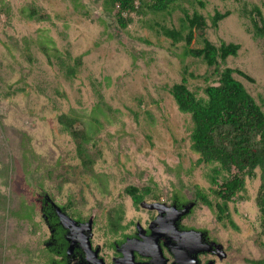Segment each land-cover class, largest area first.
Returning <instances> with one entry per match:
<instances>
[{"label":"rangeland","instance_id":"obj_1","mask_svg":"<svg viewBox=\"0 0 264 264\" xmlns=\"http://www.w3.org/2000/svg\"><path fill=\"white\" fill-rule=\"evenodd\" d=\"M202 1L205 4L203 9L196 3L192 6L186 4V7L196 8L208 19L215 10L230 12L219 22L216 31L208 27L206 36L213 43L222 40L240 45L238 54L228 57L225 65L243 71L254 80L248 82L235 74V78L262 105L264 111V37L254 40L245 32L236 0ZM245 1L259 6L264 17V0ZM10 2L13 5L10 20L6 23L4 17H0V81L4 77L12 89H23V92L7 98L0 96L3 123L26 131L32 138V147L41 157L59 158L69 165H77L73 144L65 134L60 133L56 113L47 102V97L63 112L76 110L88 124L92 122V109L96 103L91 88V82H94L110 107L112 116L100 118L103 126L97 149L101 157L96 164V170L109 176V179L105 177L99 181L96 177L80 176L76 168V177L71 179L73 183L64 186L60 196L70 195L77 201L83 199V210L92 208L93 214L101 215L114 202L120 201L117 196L122 189L121 180H126L127 172L141 174L144 183L152 181L150 185H155L153 188L169 190L171 194L176 179L168 169L180 168L187 184L207 186L205 175L209 167L200 165L193 168L198 156L189 147V115L178 111L167 92L168 87L180 81L182 64L176 56L181 53V47L171 46L169 40L158 37L146 24L156 22L167 27L177 26L179 14L170 18L148 17L143 20L144 23L135 21L126 29H119L113 17L100 12L101 0H80L82 7L74 0ZM26 3L39 7L49 16V20L35 22L23 18L19 10L25 8ZM22 37L33 42L30 48L32 64L22 59L18 49L11 46V38L20 41ZM39 44L50 49L55 47L61 55L66 50L72 57L87 53L83 56V65L76 77L66 80L55 66H50L40 52ZM183 65L188 67L190 73L203 75L207 71L196 59L187 58ZM189 83L191 87H202L198 80H189ZM39 86L45 89L44 96L39 95ZM0 88L9 91L1 82ZM56 91L64 94V97L55 95ZM9 136L10 131L5 133L0 128V140L7 150ZM13 159L12 152L7 153L2 162L11 164ZM6 177L4 180L5 172L2 171L0 191L9 200L12 190L9 180L13 176L8 172ZM103 180L108 182L107 194L101 187ZM136 181L134 178L133 182ZM258 184V177L247 179L246 200L230 204L239 232L216 223L211 212L204 207L192 209L193 203L184 209L168 201L144 203L139 212H135L130 200L124 199L127 219H134L135 225L129 230L132 238L117 249L120 253L117 258L109 259V256L112 257L110 251L109 256L102 259L99 256L100 246H95L89 240L93 235H89L87 229L77 228L66 218V226L74 225L71 229L75 245L67 264H135L133 261L143 254L151 259L150 263L143 264H165L172 260L171 254L178 257V264H197V261L201 264L200 259L203 258L208 259L204 264H230L229 252L237 260L243 257L257 258L260 253L251 238L254 228L259 230L254 204ZM34 191L37 192V188ZM44 198L48 199V194ZM54 198L59 202L64 199ZM159 199L162 200L163 196ZM94 200L100 201L98 203L103 206V211L94 209ZM53 206L59 212V208L55 204ZM186 213L191 219L189 222L181 218ZM7 222L10 223L8 219L5 230ZM35 223L34 233L19 234L15 246L0 251V257L6 255V264H59L58 256L48 247L51 229L42 213L36 215ZM158 244H164L168 249L162 248L161 253L157 254ZM23 248H27L25 256L20 252ZM203 252L204 256L200 257ZM27 257L31 262L26 260Z\"/></svg>","mask_w":264,"mask_h":264},{"label":"trees","instance_id":"obj_2","mask_svg":"<svg viewBox=\"0 0 264 264\" xmlns=\"http://www.w3.org/2000/svg\"><path fill=\"white\" fill-rule=\"evenodd\" d=\"M74 2L83 6L80 0ZM236 2L239 3L238 12L245 32L254 40L264 37V17L260 7L245 0H236ZM194 3L200 9L205 6L202 0H101L99 10L113 17L119 29H126L135 21L143 22L148 17L170 18L174 14H179L177 26L167 27L156 22H146V24L147 28L158 37L169 40L171 46L181 47V53L178 56L174 54L182 64L180 81L168 87L167 92L178 111L189 115L191 124L189 147L198 156L193 168L200 165L209 167L205 175L207 186L187 184L182 178L180 168L168 169L176 179L171 194L169 190L153 188L155 185L153 184V187L150 185L152 181L144 183L141 174L134 175L127 172L126 180H121L122 189L117 196L120 201L114 202L101 215L93 214L92 208L89 211L83 210V199L77 201L70 195L60 196L63 187L73 183L71 179L76 177V168L79 169L80 176L96 177L99 181L105 177L109 179V176L100 174L96 170V164L101 157L97 149L103 126L101 119L106 115H112L99 86L91 82L96 103L92 109V122L88 124H85L84 116L76 110L63 112L53 105L50 97H47V102L56 113L55 120L60 133L65 134L73 144L77 165H69L59 158L54 160L51 157L50 159L41 157V154L32 147L31 136L20 128L5 125L0 116L1 130L11 133L8 150L5 143L0 140V150L3 149L1 150L3 154H0L3 165L0 174L2 171L5 172L4 180L8 172L13 176V179L9 180L12 185L9 200L0 191V251L15 246L19 234L34 233L32 230L36 226L35 217L38 213H42L51 229L49 246H46L58 256L59 264H67L72 247L75 246L71 229L74 225L77 228L87 229L89 235H93L89 240L93 241L95 246H100L99 256L102 259L109 256L110 251L112 257L109 256V259L117 258L120 255L117 249L132 238L129 230L135 225L134 219H127L124 199L130 200L135 212H139L144 203L168 201L180 209L193 203L192 209L204 207L211 212L216 223H222L239 232V227L232 218L230 204L245 201L247 179L258 177L259 184L254 204L257 209L259 230L254 228L251 241L260 255L257 258L243 257L237 260L231 257L232 253L229 252L228 259L231 261L230 264L238 262L264 264V111L262 105L235 78V74L248 82L254 80L243 71L225 65L228 57L238 54L240 45L222 40L213 43L206 36L207 28L216 31L219 22L230 12L215 10L208 19L196 8L186 7V4L192 6ZM12 11L13 5L10 0H0V17L3 16L6 23L10 20ZM123 13L126 16H123ZM19 14L28 21L49 20V16L32 3H26V7L20 9ZM10 43L16 50L18 49L22 59L32 64L30 48L33 42L29 38L22 37L20 41L11 38ZM39 50L48 64L55 66L66 80L76 77L83 65V56L87 54L72 57L66 50L61 55L55 47L50 49L44 44H39ZM187 58L199 60L207 68L206 73L198 75L188 72V67L183 65ZM3 78L0 82L9 91L0 88L1 97L16 96L23 92V89H12L6 83V78ZM189 80H198L202 87H191ZM37 90L39 95H45L43 87L39 86ZM55 95L64 97V94L57 91ZM11 152L14 156L12 163L2 162L5 155ZM65 167L72 170L69 171ZM188 172L187 174L190 175L191 173ZM134 178L137 179L136 182H133ZM101 187L105 194L109 192L107 181L103 180ZM35 188L39 193L34 191ZM47 194L49 200L44 198ZM54 196L64 199L59 202ZM160 196H163L162 200L159 199ZM94 201L96 203L94 209L100 208L103 211V206L98 203L100 201ZM54 204L59 208V212L55 210ZM187 213L181 218L189 222L191 219ZM66 218L74 225L66 226L64 223ZM6 219L10 223H6L5 230ZM26 249L20 250L23 256L27 253ZM5 258L6 255L0 257L1 264H6ZM39 258L41 259V256ZM26 260L31 262L28 257ZM206 262L208 259L204 260V263Z\"/></svg>","mask_w":264,"mask_h":264},{"label":"flooded vegetation","instance_id":"obj_3","mask_svg":"<svg viewBox=\"0 0 264 264\" xmlns=\"http://www.w3.org/2000/svg\"><path fill=\"white\" fill-rule=\"evenodd\" d=\"M157 248H158L157 254H160L161 253V249L164 248L166 250V249H168V246H166L164 244L163 245L158 244ZM200 254H202V255H200V257L204 256V252L200 253ZM170 257H172V260L170 262H165V264H178L179 263L178 257L176 255H172L171 254ZM149 261H151V259L148 258L145 254H143L142 256H140L137 259H135V261H133V263H135V264H143V263H148ZM200 261H201V264H204V258L200 259ZM197 264H200V262L197 261Z\"/></svg>","mask_w":264,"mask_h":264},{"label":"built area","instance_id":"obj_4","mask_svg":"<svg viewBox=\"0 0 264 264\" xmlns=\"http://www.w3.org/2000/svg\"><path fill=\"white\" fill-rule=\"evenodd\" d=\"M123 16H126V15L123 13Z\"/></svg>","mask_w":264,"mask_h":264}]
</instances>
